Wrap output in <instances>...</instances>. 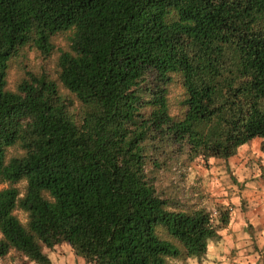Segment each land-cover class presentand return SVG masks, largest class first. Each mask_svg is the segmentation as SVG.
Masks as SVG:
<instances>
[{
    "label": "trees",
    "instance_id": "16d2710c",
    "mask_svg": "<svg viewBox=\"0 0 264 264\" xmlns=\"http://www.w3.org/2000/svg\"><path fill=\"white\" fill-rule=\"evenodd\" d=\"M255 138L264 0H0V259L200 260L230 210L157 175Z\"/></svg>",
    "mask_w": 264,
    "mask_h": 264
},
{
    "label": "rangeland",
    "instance_id": "374dc122",
    "mask_svg": "<svg viewBox=\"0 0 264 264\" xmlns=\"http://www.w3.org/2000/svg\"><path fill=\"white\" fill-rule=\"evenodd\" d=\"M263 164L264 140L255 138L227 160L197 157L180 172L160 171L156 185L173 200L203 207L213 216L218 207L230 210L228 226L219 229V238L208 240L206 255L176 264H264ZM56 249L49 254L53 264H85L67 244ZM15 259L16 254L1 258L0 264H23Z\"/></svg>",
    "mask_w": 264,
    "mask_h": 264
}]
</instances>
